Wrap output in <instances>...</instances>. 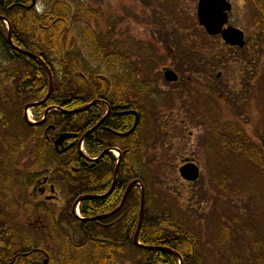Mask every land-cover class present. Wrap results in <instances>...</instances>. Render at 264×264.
<instances>
[{"label":"flooded vegetation","instance_id":"flooded-vegetation-1","mask_svg":"<svg viewBox=\"0 0 264 264\" xmlns=\"http://www.w3.org/2000/svg\"><path fill=\"white\" fill-rule=\"evenodd\" d=\"M199 1L123 0L122 8L128 19L142 25L132 36L121 27L119 38L116 37L111 42L109 36L114 35V29L117 31L118 20L106 23L108 26L105 30L106 33L109 31V35L105 33L102 46L108 54L115 50L118 55V58L107 61L115 65L118 73L128 74L99 78L102 87L99 97L95 98L97 100H91L96 103L90 107L92 125L89 129L92 130L100 120L101 124L89 132L83 141L79 137L65 141L64 147L71 145L65 153L77 151L78 158L73 159L63 153L54 166L55 171L43 176L38 184L37 196L45 204L33 200L37 203L33 205L36 207L40 204L43 215L50 216L49 211L57 214L51 227L46 224L40 226L47 231V240H38V247L34 250L38 252L42 264H58L55 259L58 254L62 256V250L68 251L66 253L75 264L78 261L79 264H95V261L102 260L103 257L108 258L106 261H112L111 263L115 261L114 264H138L145 259L149 261L150 256L142 255L141 246L134 240L142 192L144 217L149 212L146 217L149 222L147 226L165 230L173 228L179 233H173L172 236L176 235L167 242L171 246L166 248L174 252H167L170 255L167 258L169 262L158 264H264V230L257 234L252 228V218L243 221L235 215L229 222L234 225L233 228L223 224L222 220L218 222L222 225L216 226V206L210 213L213 224L215 223L211 226L209 221L204 222L205 211L200 208V202L204 199L203 184L205 180L209 181L210 176L213 180L212 189L216 191L215 164L219 159L216 157V97L225 96L222 99L228 100L226 97L230 95L229 91L235 93L236 97L244 95L246 98L251 92V79L255 72L253 68L258 69L252 60L251 47H259L261 57H264V41L260 39L259 42L255 37L253 44V37L248 39L242 22L244 20L257 28L254 36H262L264 27L256 22L255 16L258 5L264 3V0H219L224 5L226 20L217 34L216 31L209 33L200 23ZM240 1L244 6L241 11L237 5ZM69 4L73 12L84 10L99 20L103 16L102 11L87 5ZM137 4L140 6L139 10H132V6ZM230 28L242 32L245 42L243 47L225 42L222 34ZM143 32L149 34V39H134ZM76 41L79 42V39ZM75 46L79 48L78 44ZM13 51L20 53L10 43L5 54L0 50L1 103L8 98L2 99L5 91L1 80L7 76L4 65L10 64ZM168 71L177 75L176 81H168L165 76ZM104 73L109 74L107 69ZM226 73L239 78L233 82H222ZM236 81H239L237 88ZM262 83L264 84V77ZM170 96H174L179 103L180 109L175 112L180 114L175 117H179L180 121L177 122L172 117L171 123L156 125V110L151 104L153 100ZM98 115L100 117L93 123ZM197 128L204 131L196 139L193 133ZM186 131L188 134H185ZM182 135L185 139H182L180 150L174 156L161 154V148L168 142L165 141L166 138L171 140ZM190 141H194L191 147L188 146ZM82 142L85 148L83 155L80 154ZM94 149L100 151L95 154ZM210 163L212 167L208 168L205 175L204 164ZM172 164L174 169H169L168 166ZM190 164L196 165L199 170L195 181L180 175L182 166ZM83 178L86 179L87 203L90 205L100 199L105 201L97 213L93 212L94 208H90L92 214L86 217L89 219L86 222H91V225H95L93 227L101 230V234L95 237L80 230L78 219L69 218L78 204L79 208L81 206L80 203L75 204V200L80 196L76 194L81 190ZM174 179L190 190L180 215L170 205L171 196L167 190L171 187V183L167 182ZM59 188L64 195L68 192L69 197L65 201L60 197ZM127 188L129 192L124 198ZM4 191L0 189V228H3L0 231V249L11 250L12 218L7 210L9 206L5 201L2 203ZM238 192L237 188L234 193ZM130 202L131 208L138 209V219H133L126 212ZM99 216L102 218H96ZM158 216L161 219H157ZM247 218L249 217L245 215V219ZM67 221H70L73 228L65 225ZM27 224L22 223L19 227L24 228ZM7 226L10 229H6ZM131 228H134L133 232ZM93 238H96L97 243L90 241ZM241 238L247 241L244 245L239 241ZM92 243L98 245L97 250L92 248ZM210 243L212 251L207 247ZM83 244L85 245L82 246ZM12 258L13 261L16 259L15 256ZM159 258H162L161 254H157V261ZM13 261L6 264H13Z\"/></svg>","mask_w":264,"mask_h":264},{"label":"trees","instance_id":"trees-1","mask_svg":"<svg viewBox=\"0 0 264 264\" xmlns=\"http://www.w3.org/2000/svg\"><path fill=\"white\" fill-rule=\"evenodd\" d=\"M38 1V0H37ZM42 11H37L36 4L32 5V0H0V16L6 19V22L10 24V32L12 42L24 49V51L31 52L39 56L45 64L50 68L53 79V91L45 103H40L33 108V112L37 120H40L43 116L44 110L49 106H56L63 110L51 111L47 115L45 124L43 125H29L25 124L20 114H16V107L19 108V113L23 110L25 104L33 103L42 100L48 92V74L45 68L36 60L23 55L21 53H15L13 51L12 58L9 61L11 69L9 75L13 80L15 87V110L12 112L13 121L19 118V123H12V126L17 128V138H14L10 132L7 121L2 119L0 121V129L5 133L7 131L6 144L8 152L0 154V172L4 173L5 179L0 182V187L12 186L18 181L20 175H22V169L18 168L21 164L19 156L26 150L29 145V140L36 141L37 144L32 152L31 157H27L22 163L26 164L24 173H27L28 182L35 179L40 171H48V168H52L59 162V158L62 155L54 152V147L50 138L54 136L56 131H66L71 134H77L78 137L83 135L86 130L92 125L91 122V108L84 112L67 113L69 110H73L84 106L91 100L99 97L101 92L100 77L105 75H127V72H117V68L111 62V58H118L115 50L112 53H107L104 46H102V35L100 32L93 30H85L84 36L87 37L89 43L90 56L87 60L83 57L81 50L73 45L74 34L71 31V23L86 21L89 23L99 24V18L91 16L84 10L78 9L76 12L72 11V7L69 2L64 0H42ZM256 22L264 27V3L258 5ZM7 26L0 20V50L5 54L9 49V43L7 42ZM110 38V37H109ZM256 39L260 42V39L264 41V34L262 36H256ZM255 54L252 60L255 61L259 58L257 46H254ZM13 50V49H12ZM103 65V67H99ZM114 65V66H113ZM108 70L109 74L104 73ZM143 69V68H142ZM144 70V69H143ZM147 74V73H145ZM65 111V112H64ZM21 117V118H20ZM100 116L95 117L93 123H95ZM52 126V127H50ZM260 142H256L247 136L244 131L238 127H228V129H216V157L237 156L245 161L246 165L253 168L264 176V132L260 134ZM19 141V142H17ZM95 154L100 149H94ZM54 156H53V154ZM11 154L13 156H11ZM66 155L78 158L77 151L67 152ZM18 156V157H17ZM20 159V160H19ZM219 160V159H218ZM21 167V165H20ZM20 171L16 173L18 170ZM70 171V169H68ZM50 172H54V169H49ZM86 179L83 178L81 182V190L76 194L77 196L86 195ZM218 187L222 188L224 184L216 181ZM223 189L226 193L230 190L224 186ZM235 189V188H234ZM237 189L234 190L236 192ZM87 199H84L80 206L81 216L86 218L92 214L90 208H94V213H97L100 207L103 206L104 200L94 201L92 204H88ZM88 205V208L86 206ZM132 202L126 207L127 213L130 214L133 219H138V209L131 208ZM15 209L13 212L20 210V202L13 200L10 204ZM28 211L35 208L30 202L25 205ZM24 208V207H23ZM131 208V210H129ZM30 212V214H31ZM149 213V212H148ZM148 213L145 214L143 219V226L139 232V242L142 244L140 251L142 255L150 256L149 261L142 260L138 264H158L159 262L167 263L170 256L167 252L159 250L145 249L146 246H162L170 247L169 240L175 236L178 231L173 228L167 230L162 228H154L147 226L149 224ZM69 216L72 220L78 218ZM157 219H161L160 216ZM79 221V227L82 232H87L90 236L95 237L101 234L100 229H96L95 225H91V222L84 220ZM67 224L73 228L70 221ZM14 228V227H13ZM11 229L12 241L10 242L11 250L8 248L0 249L2 256H0V264H6L9 261H13L12 257L15 256L13 264H42L41 259L38 257V252L33 247H38L36 241L29 238V240L21 241L18 239L16 230ZM58 229V228H57ZM134 228H131L133 232ZM173 233H176L172 236ZM179 240V238H178ZM97 243L96 238L90 240ZM69 242V241H68ZM67 242L68 246L70 245ZM22 243V244H21ZM92 243V248L97 250L98 245ZM83 244L82 246H84ZM90 245V244H89ZM144 246V247H143ZM174 247V246H173ZM25 248H28L24 251ZM175 248V247H174ZM23 251V252H22ZM28 252V256H21L22 253ZM66 250L60 251V256L55 259L58 264H75ZM58 253V252H57ZM157 254H161L162 258L157 261ZM17 255V256H16ZM108 258L103 257L102 260L95 261V264H114L112 261H106ZM80 261H78L79 264ZM149 262V263H148Z\"/></svg>","mask_w":264,"mask_h":264},{"label":"rangeland","instance_id":"rangeland-1","mask_svg":"<svg viewBox=\"0 0 264 264\" xmlns=\"http://www.w3.org/2000/svg\"><path fill=\"white\" fill-rule=\"evenodd\" d=\"M67 1L71 4H81V5H87L88 7H92L95 9H98L102 11V18L99 20V24L96 25L94 24H87L83 22H76V23H71L70 28L72 33L74 34L75 39V44L79 45L78 49H81V53L84 58L87 60H90L88 56H90L89 52V43H88V38L84 36L83 32L85 30H93L96 32L101 31V35L104 38V35L106 33L105 28H107V24L110 23H115L117 20L118 26H117V31L114 29V35L110 34V42L114 38H119V33L121 27L124 28L125 32L129 33L131 36L134 35L136 31H138V28L140 29V26L142 23L138 24L134 22L131 18L128 19L126 12L122 6H124L123 0H64ZM43 1L38 0V9L41 11L43 7ZM239 11L243 10V2L240 1L238 4ZM133 8L138 9L140 6L137 4ZM107 13V15H106ZM247 16V14H245ZM244 16V17H245ZM107 19V21H106ZM241 20V19H238ZM107 23V24H106ZM244 24L246 32H247V37L250 39V37H253V44H254V38L256 36L255 33L257 31V28L254 25L248 24V22H242ZM109 32V31H108ZM108 32L106 34H108ZM109 35V34H108ZM77 38L79 39V42H77ZM139 38L141 41L149 39V34L146 32L141 33L139 36L135 37L134 39ZM77 42V43H76ZM252 43V41H251ZM259 44V43H257ZM260 45V44H259ZM81 46V47H80ZM264 48V45H262ZM254 47H251V54H255V50L253 49ZM112 49H109L111 51ZM260 48H258V51ZM259 58H257L253 63L255 66H258L257 70L253 68L254 76L252 80V88L251 92L248 95V97H244V95H238L239 97L235 96V93H230L227 91L230 95L227 96L226 98L228 100L218 98L216 97V129H228V127H234V126H240V128H243L244 133L247 134L248 137L252 138L256 144L260 147L259 144L262 145L260 142V134L264 132V121H262V118H264V84L262 83L263 77H264V62H262V57L261 53L259 52L258 54ZM264 58V57H263ZM232 63V62H231ZM5 69L7 72L11 69L10 64L4 65ZM99 67H103V65H99ZM239 78V77H238ZM237 77L233 78L230 73H226L223 77L222 82L228 81V82H233V80H238ZM3 86H4V95L2 99H6L8 96L7 100L1 103L0 101V115L3 117L2 119L7 121V125H9L10 132L14 138H17V128L15 126L11 127L12 123H19V118H17L15 121H13L12 117V112L15 110V94L14 89L11 84V79L10 76L7 73V76L3 77L1 80ZM236 88L239 87V81L235 82ZM235 91V89H233ZM9 95H7V93ZM1 100V98H0ZM7 101V102H6ZM15 102V103H14ZM17 104V103H16ZM151 106L156 110V115L154 116V122L155 124H163V123H171V118L174 117L177 122L180 121L178 116L180 113L175 112V110L180 109L178 101L174 98V96H170L169 98L166 99H157L153 100ZM18 107V106H17ZM16 107L15 113L16 114H22V112L19 113V108ZM30 113H33L31 109H29ZM33 115V117H32ZM30 115L31 119L35 120L34 114ZM21 118V117H20ZM2 122V120H0ZM156 124V125H157ZM204 131V130H203ZM203 131H201L200 128H197L196 131H194L195 138L197 139L198 135H200ZM166 134V133H165ZM185 134H188V131L185 132ZM7 131L6 133L0 129V154L4 152H8L7 144H6V137H7ZM164 135V133L162 134ZM182 139H185V136L183 138V135L178 137V138H171L165 139L168 140L166 143V146L164 145L163 148H161V154L162 155H168V156H174L176 154V151L179 149L182 145ZM164 141V142H165ZM172 141V142H171ZM19 142V141H17ZM192 143L190 141V144L188 145L189 147L192 146ZM37 142L33 140H29V145L27 146L26 150L19 156L21 159V167L18 165V168L24 170L22 171V175H20L18 181L13 185L12 188L6 187V190L4 191V197L3 201H10V200H16L18 201V198L22 197L24 202L23 206L27 204V200L29 197L34 200L35 202L42 201L44 203V200L42 198H38L36 190L33 189L35 186H30L26 193L22 189L23 185L25 184V179L27 178V173L25 172L26 169V164L22 163L27 159V157H31L32 152H34V148L36 146ZM162 144V143H161ZM173 154H172V153ZM53 154V153H52ZM11 156H13L11 154ZM54 156V154H53ZM263 159H264V148H263ZM18 157V156H17ZM220 157H227L226 155H220ZM19 159V160H20ZM216 170H215V178L216 181L222 182L224 186H226L227 189L230 191L226 193L223 189H225L224 186L222 188L218 187L216 183V191L212 189V179L210 176L209 181L205 180L204 181V199L200 204L201 210L205 211V220L204 222L209 221V224L213 226V219L212 216H210L211 211L214 209V207L217 206L218 211L216 212L218 214V220H216V226L221 224L218 223L219 221H224L222 222L223 224H228L232 228L234 227L233 224L229 223L232 220V216H239L241 219L244 220H253L252 223V228L256 233L258 234L259 231L264 230V176L262 173L259 171L253 170L248 167L242 159H240L237 156L230 157V159H227L223 162H218L216 160ZM212 167V164H204V170H206L205 175L208 173V168L210 169ZM169 169H174V165L168 166ZM20 169L16 172L18 173ZM48 168L47 170L49 171ZM211 171V170H210ZM212 175V174H211ZM42 175H39L40 178ZM5 175L3 174L0 179H3ZM41 180V179H40ZM171 187H169L167 190L170 192L171 196V203L170 205L173 206V210L180 215L182 214L183 206L185 205L188 197H189V189L185 188L182 183L179 180H172L171 182ZM37 186V182L35 183ZM238 188L239 192L234 193V190ZM178 189V190H177ZM60 192V197L65 201L67 197H69L68 192L66 191V195L64 193L62 194L61 189L59 188ZM176 191V192H175ZM31 193V194H30ZM29 194V197L27 198L26 195ZM49 192L47 191V195ZM48 202V201H47ZM33 204V202H32ZM45 204V203H44ZM38 204L33 210L28 211L24 208L22 210H19L17 212H13L15 209L13 208L10 209L8 207V211L10 213V216L12 218L11 220V229L13 228L14 231L16 230H21L22 227H19L22 223H28L22 231L26 230L27 231V236L25 237L22 235L21 232V238L18 239H23L26 241L28 238L30 239H36V240H41L46 238L47 231L40 228L42 224H46L47 226H50L53 224L54 218H56V213H52L49 211V215H43L40 210H42ZM55 207V206H52ZM47 208V207H46ZM56 209V208H53ZM247 210V212H245ZM31 212V214H30ZM230 213L229 214H226ZM245 215H247L249 218L245 219ZM252 216V217H251ZM224 217V219H223ZM39 224V225H38ZM57 224V223H56ZM38 225V227L36 226ZM58 225V224H57ZM67 225V222L66 224ZM222 225V224H221ZM9 228V226L6 227V229ZM10 229V228H9ZM10 229V230H11ZM3 230V228H0V231ZM13 231V230H12ZM67 231V229H66ZM13 233V232H12ZM18 235H20V231H18ZM235 235V234H234ZM239 241L242 242L244 245V240L241 238ZM247 242V241H246ZM24 243V241L22 242ZM21 243V244H22ZM37 243V242H35ZM212 244L210 243L207 247L209 248V251H212Z\"/></svg>","mask_w":264,"mask_h":264},{"label":"water","instance_id":"water-1","mask_svg":"<svg viewBox=\"0 0 264 264\" xmlns=\"http://www.w3.org/2000/svg\"><path fill=\"white\" fill-rule=\"evenodd\" d=\"M224 10H225L224 5L219 0H216V1L215 0H200L199 1V5H198L199 21L206 28V30L209 33L213 34L215 31H216V34L219 33L220 27L224 24V22L226 20ZM0 19H2V18H0ZM215 19H216V22H215ZM222 36H223L226 43H229L231 45H238L240 47H242L244 45L243 34L239 30L230 28V29L224 31ZM8 41H9V43L11 42L10 32L8 33ZM16 50L19 51L20 53L25 54L26 56H28L32 59L39 61L40 64L45 68V70L48 74V83H49L48 93H47L46 97L43 99L42 103L45 102L47 100V98L49 97L51 91H52V76H51L50 69L40 58H38L34 54L29 53V52H24V51L19 50V49H16ZM165 76L168 79V81H176L177 80V75L173 72L168 71L165 73ZM35 105L36 104H28L25 106V110H27L28 108H31ZM90 105H91V103L82 107V108L77 109L76 111H71V112H67V113L84 112L85 110H87V108ZM48 111H49V109H47L45 111L44 116H46ZM99 124L97 126H99ZM96 127H94L93 129H95ZM71 137H73V136H71L69 134L58 135V137L53 142L55 149L60 153L64 152L69 147L62 148V149H59V147H62L64 141L68 138H71ZM180 173H181L182 177H184L185 179L190 180V181H194L198 178V168L193 164L184 165L180 169ZM129 188L126 189L124 198L127 196V193L129 192ZM83 198L84 197L79 198L75 202V204L78 203ZM143 213H144V194L142 192L140 218H139L138 226H137V229H136V232L134 235L135 242H137L138 232L140 230V226H141L142 219H143ZM146 248L151 249V250H159L162 252H171V250L164 248V247H146Z\"/></svg>","mask_w":264,"mask_h":264}]
</instances>
